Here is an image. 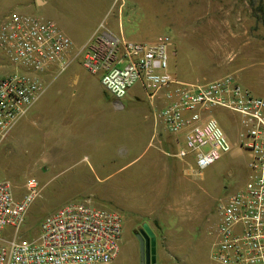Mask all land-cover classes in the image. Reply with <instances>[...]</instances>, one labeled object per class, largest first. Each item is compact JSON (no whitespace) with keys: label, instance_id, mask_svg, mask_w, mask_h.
Listing matches in <instances>:
<instances>
[{"label":"rangeland","instance_id":"1","mask_svg":"<svg viewBox=\"0 0 264 264\" xmlns=\"http://www.w3.org/2000/svg\"><path fill=\"white\" fill-rule=\"evenodd\" d=\"M252 1L0 0V21L12 12L54 21L75 53L101 25L138 43L168 35L174 78L204 84L231 74L264 99V14ZM10 71L0 53V79ZM58 73L45 77V94L0 146V180L12 183L16 199L26 194L28 179L39 183L21 238L36 240L42 220L65 204L89 202L124 219L120 253L111 264H142L137 236L144 224L156 237L151 264H213L217 208L245 187L249 173L251 154L238 145V127L215 111L233 150L205 170L192 157L190 165L168 156L144 161L160 150L161 135H169L155 130L143 89L134 87L119 108L81 58Z\"/></svg>","mask_w":264,"mask_h":264},{"label":"built area","instance_id":"2","mask_svg":"<svg viewBox=\"0 0 264 264\" xmlns=\"http://www.w3.org/2000/svg\"><path fill=\"white\" fill-rule=\"evenodd\" d=\"M172 45L168 35L138 43L101 25L75 53L74 43L56 22L10 13L0 21V53L11 68L0 79V146L45 94V77L63 73L79 58L90 74L101 77L119 108L139 85L153 106L155 130L163 128L176 147L170 157H192L200 171L233 150L214 116L223 111L233 128L238 127V145L251 160L245 187L217 208L211 260L264 264V99L231 74L204 84L174 78L169 73ZM25 189L23 198L16 199L12 183L0 180V264H111L118 258L123 217L89 202L65 204L42 220L36 240L21 238L40 195L34 178Z\"/></svg>","mask_w":264,"mask_h":264},{"label":"water","instance_id":"3","mask_svg":"<svg viewBox=\"0 0 264 264\" xmlns=\"http://www.w3.org/2000/svg\"><path fill=\"white\" fill-rule=\"evenodd\" d=\"M140 243V254L142 264L156 262V237L148 224H144L143 230L137 236Z\"/></svg>","mask_w":264,"mask_h":264},{"label":"crops","instance_id":"4","mask_svg":"<svg viewBox=\"0 0 264 264\" xmlns=\"http://www.w3.org/2000/svg\"><path fill=\"white\" fill-rule=\"evenodd\" d=\"M94 33V32H93ZM93 35V34H92ZM91 35V36H92ZM90 36V37H91ZM249 59H247L245 62H247V64L248 63H252V61L251 60H249ZM240 63H242V62H240ZM238 72H240V70L238 71ZM228 75H230V74H228ZM224 77V76H223ZM222 78V77H221ZM216 80L217 79H219V78H215ZM158 146L160 147L159 149V151H157L155 154H152L151 155V157L149 158V159H145L144 161H169V160H167L168 159V157H170V155L171 154H173V153H171V152H169V151H171V150H176V147L174 146V144H173V142H172V139L170 138V137H163L162 135H161V137H160V140H159V144H158ZM164 149V150H163ZM159 152V153H158ZM168 156V157H167ZM184 163H186V164H188V165H190V162L187 160V161H183Z\"/></svg>","mask_w":264,"mask_h":264},{"label":"trees","instance_id":"5","mask_svg":"<svg viewBox=\"0 0 264 264\" xmlns=\"http://www.w3.org/2000/svg\"><path fill=\"white\" fill-rule=\"evenodd\" d=\"M257 2L260 5V11L264 14V8H263L264 1L263 0H254L251 2V5L254 7Z\"/></svg>","mask_w":264,"mask_h":264}]
</instances>
